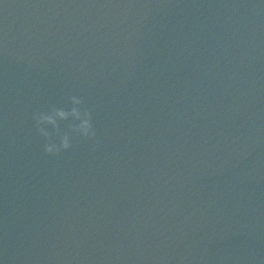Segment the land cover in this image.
Returning a JSON list of instances; mask_svg holds the SVG:
<instances>
[{
    "label": "water",
    "instance_id": "95a60500",
    "mask_svg": "<svg viewBox=\"0 0 264 264\" xmlns=\"http://www.w3.org/2000/svg\"><path fill=\"white\" fill-rule=\"evenodd\" d=\"M90 264H264V0H123Z\"/></svg>",
    "mask_w": 264,
    "mask_h": 264
},
{
    "label": "clouds",
    "instance_id": "9594fccd",
    "mask_svg": "<svg viewBox=\"0 0 264 264\" xmlns=\"http://www.w3.org/2000/svg\"><path fill=\"white\" fill-rule=\"evenodd\" d=\"M31 119L35 131L45 141L43 151L47 156H60L73 147L74 140L94 141V150L99 147L93 112L85 107L80 96H69L64 106H50L34 112Z\"/></svg>",
    "mask_w": 264,
    "mask_h": 264
}]
</instances>
